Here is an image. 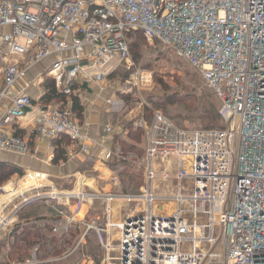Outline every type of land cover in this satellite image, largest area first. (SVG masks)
Masks as SVG:
<instances>
[{
  "label": "built area",
  "instance_id": "built-area-1",
  "mask_svg": "<svg viewBox=\"0 0 264 264\" xmlns=\"http://www.w3.org/2000/svg\"><path fill=\"white\" fill-rule=\"evenodd\" d=\"M137 31L199 72L224 125L188 129L158 110L148 118L139 107L131 123L143 133L141 156H123L118 143L100 145L103 162L134 159L141 168L137 193L87 191L79 170L64 191L45 172L17 170L0 184V264L63 263L92 232L105 251L101 264H264V0H0V104L8 103L0 151L32 156L12 129L32 114L39 136L69 138L68 157L89 154L68 103L34 102L28 94L43 72L14 88L49 59L45 77L68 97L81 76L102 90L120 68L130 71L125 93L138 89L151 75L134 68L130 56L126 34ZM105 132L115 129L106 125ZM117 199L139 207L109 222V203ZM97 200L105 204L102 218L85 220V204ZM36 203L51 206L50 213L18 217ZM27 232L37 235L15 249Z\"/></svg>",
  "mask_w": 264,
  "mask_h": 264
},
{
  "label": "crops",
  "instance_id": "crops-1",
  "mask_svg": "<svg viewBox=\"0 0 264 264\" xmlns=\"http://www.w3.org/2000/svg\"><path fill=\"white\" fill-rule=\"evenodd\" d=\"M50 64V60L46 59L42 62L36 64L32 69L45 70ZM43 68V69H42ZM31 69V70H32ZM30 70V71H31ZM38 71V74L40 73ZM29 74V73H28ZM34 74V72H33ZM37 75V74H35ZM26 74V77L20 79L18 85L14 89H18L19 86H24L27 82L34 83L36 77L30 76ZM112 76V75H111ZM33 77V78H32ZM82 76L78 79L77 89L74 94L79 98L80 105L82 107L81 118H75L81 123L83 127V131L88 136V142L90 144V152L87 155H81L77 151L73 158L68 157L67 153L71 150L72 145L69 142L68 145H62L64 148L63 159L59 160L57 163L53 162L54 159V139H47L39 136L35 129L33 123V115L28 114L26 117L21 119L19 122L13 124L12 129L14 134L19 135L20 138L24 139L28 142V146L30 147L31 157L28 156H20L13 153L2 152L0 151V164H10L12 166L18 167L19 169H31L32 171L36 170H48L53 172H61L60 175L67 176L71 175L74 171H81L86 175V187L87 191H91L93 193H103V192H113V193H129L131 194V190L126 188L124 184L120 181L117 171H121V164H128L126 162H122L117 159V162H103L101 160V146L105 148H110L113 146V143H118L119 141H127V127L131 125L132 119L138 114L139 110L135 114L132 119H130V109H123V106L115 105V93L112 92L110 88V83L105 85V88L99 90L96 86H87V84L81 79ZM111 77H109L110 80ZM42 80L36 81L31 87L27 88L28 94L34 100L42 101V97L46 93V89L44 88ZM2 85V81L0 78V88ZM71 95V96H72ZM70 96V97H71ZM70 97H66L65 103L70 105L72 108V100ZM107 98H110L114 101V105L109 106L107 103ZM43 102V101H42ZM8 106L7 102L0 104V117L4 114L6 107ZM127 110V111H126ZM145 112V109H142ZM126 111V112H125ZM125 112V113H124ZM120 115V117L128 116V120L119 121V118L115 115ZM146 114V113H145ZM118 119L117 122H115ZM106 125H112L115 129L113 134H107L105 132ZM126 130V134L117 133V131ZM16 135V136H17ZM18 136V137H19ZM66 137V136H65ZM68 138V137H67ZM56 141V140H55ZM99 144V145H98ZM144 144V139H143ZM101 145V146H100ZM143 147V145H142ZM46 159H51V163L45 164L44 161ZM41 172V171H38ZM44 172V171H42ZM71 172V173H70ZM111 176H117L116 183H111L109 178ZM61 178V176H60ZM54 182V178H52ZM140 180L143 183V175L140 174ZM55 183V182H54ZM142 185V184H141ZM72 186L69 185V188ZM68 187L62 188L64 191H68ZM61 189V188H60ZM38 204V203H36ZM104 201L97 200L94 201L93 204H85V209L83 211V216L85 220L87 218L95 219L102 218V213L104 211ZM133 205V206H132ZM110 207V217L109 222L120 223L127 216L133 214L138 208L137 204H131L125 200H114L109 203ZM114 209V210H113ZM68 210H73L72 202L70 203V207ZM50 213V209L45 212H40V214ZM81 216V215H80ZM113 232H116L114 234ZM111 235L114 237H118V231H111ZM89 238V240H88ZM95 242L103 253V257L105 256V251L98 244L95 234L90 233L85 240V243L82 245L81 249L69 260L59 263V264H88L87 260L91 257V253H89L88 246L89 243ZM89 253V254H88ZM103 257L98 259L99 262L97 264H101ZM90 260V259H89ZM90 262H92L90 260ZM93 263V262H92Z\"/></svg>",
  "mask_w": 264,
  "mask_h": 264
},
{
  "label": "rangeland",
  "instance_id": "rangeland-1",
  "mask_svg": "<svg viewBox=\"0 0 264 264\" xmlns=\"http://www.w3.org/2000/svg\"><path fill=\"white\" fill-rule=\"evenodd\" d=\"M132 37L134 38V36L131 35L128 40L130 43L136 40V38L133 39ZM137 41L141 43V47L136 48L133 52L131 50L132 53H130L131 58L134 54L139 56L137 62L132 59L135 64L134 68L147 71V73L151 75V79H149L148 83L140 84L138 89L134 88L130 92L125 93L123 90L125 79L128 78V73L130 71L125 68H120L109 80L110 88L112 92L115 93V99H117L115 101L123 103L124 110L127 108L130 109V119H132L137 113V110L140 111V109L141 111L145 109V113L148 115L153 110H158L177 126L188 129L206 128L204 121L199 116V105L196 104V102L192 103L190 100L188 101L192 93L196 95V97H199L204 91H211L204 83L199 72L159 43L154 42L150 44L146 40L142 41V39H137ZM39 69L41 68L32 69L28 72L29 74L27 75L29 76L27 77H35V74H38V71L40 72ZM45 70H41V72H43L41 83L49 80V78L45 77ZM52 103L54 105H60L64 104L65 101H53ZM139 107L141 108L138 109ZM115 116L119 118L120 115L116 114ZM125 119L128 120V116L124 115L120 117L119 121H126ZM115 120V122H117L118 119ZM223 125L224 123L220 119L215 127H221ZM121 167L123 172L120 170L117 171L120 181L126 188H129L132 193H137L142 184L140 180V174L141 176L143 175L141 168L134 164H121ZM36 171H44L51 178H54V182L59 188H69L70 175L63 176L60 175L61 172H51L48 170ZM158 192L164 191L162 188H159ZM49 209H51V206L44 203L34 204L23 208L21 212L18 213V217L21 219L33 218L40 215V212H45ZM87 220H90V218H87ZM113 233L116 234V232ZM116 239L117 237H114L113 242H115ZM88 250L89 253H91V257L94 259L92 260L89 258L93 263L88 259V264H97L98 259L103 257L100 248H98L95 242H91L89 243Z\"/></svg>",
  "mask_w": 264,
  "mask_h": 264
},
{
  "label": "trees",
  "instance_id": "trees-1",
  "mask_svg": "<svg viewBox=\"0 0 264 264\" xmlns=\"http://www.w3.org/2000/svg\"><path fill=\"white\" fill-rule=\"evenodd\" d=\"M131 35L134 36L133 39L136 38V40L134 41H128V46H129V52L132 53L134 50H136V48H140L141 47V43H139L137 41V39H142V41L145 40L143 34L139 31L137 32H129L126 34V38L127 40H129V38L131 37ZM132 50V52H131ZM131 56V55H130ZM139 58L138 55H133L132 59L134 61L137 62V59ZM44 88L46 89V93L44 94V96L42 97V101L45 104H53V101H65L66 100V95L63 94L61 91H59L54 83L52 81L46 80L44 83ZM72 100V108L71 111L75 114V116L77 118H81V111H82V107L80 105L79 102V98L75 95H72L71 97ZM174 100V99H173ZM196 102V104H198L200 107V117L202 118V120L204 121V124L206 126V128H202V129H213V128H222L221 127H215V125L218 123V121L220 120L219 114H218V102L217 99L215 98L214 94L211 91H204L199 97H196V95H194L193 93L190 95V97L188 98V101ZM146 116L149 118L151 117V113L148 115L146 114ZM165 117H167L166 115H164ZM128 133H127V141H119L118 145L120 147L121 153L123 156H126L128 153H132L135 154L136 156H141L143 154V150H142V145H143V133L142 130L139 128H134L131 125H128L127 127ZM17 135V134H16ZM19 136V135H17ZM20 137V136H19ZM56 140V141H55ZM53 143V147H54V159L53 162L57 163L59 160L63 159V152H64V148L62 145H68L70 140L69 138L65 137V136H59L56 137ZM122 161V160H120ZM134 161V159H130V160H124L122 162H126L128 164H133L132 162ZM17 170H19L18 167L12 166L10 164H0V184L3 183L4 181H6L14 172H16ZM77 233L74 232L73 235L75 236ZM37 235L36 233H30L27 232L26 234H22V235H18L17 236V242L15 245V249L19 248V241L23 238L28 239L29 241H31L32 236ZM24 256L27 255V253L23 254ZM11 258H13V255L11 256ZM99 262V261H98Z\"/></svg>",
  "mask_w": 264,
  "mask_h": 264
},
{
  "label": "bare ground",
  "instance_id": "bare-ground-1",
  "mask_svg": "<svg viewBox=\"0 0 264 264\" xmlns=\"http://www.w3.org/2000/svg\"><path fill=\"white\" fill-rule=\"evenodd\" d=\"M114 210V209H113Z\"/></svg>",
  "mask_w": 264,
  "mask_h": 264
}]
</instances>
